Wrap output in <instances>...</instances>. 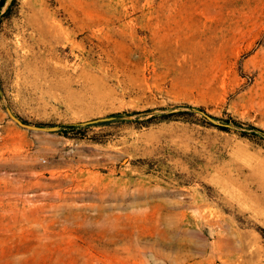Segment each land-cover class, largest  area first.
<instances>
[{
    "label": "rangeland",
    "instance_id": "1",
    "mask_svg": "<svg viewBox=\"0 0 264 264\" xmlns=\"http://www.w3.org/2000/svg\"><path fill=\"white\" fill-rule=\"evenodd\" d=\"M184 102L204 110L150 116ZM7 110L123 113L72 139ZM249 123L264 130V0H13L0 264H264V134Z\"/></svg>",
    "mask_w": 264,
    "mask_h": 264
},
{
    "label": "trees",
    "instance_id": "2",
    "mask_svg": "<svg viewBox=\"0 0 264 264\" xmlns=\"http://www.w3.org/2000/svg\"><path fill=\"white\" fill-rule=\"evenodd\" d=\"M5 0H0V6L3 4ZM13 2V0H9L7 6L5 7V9L2 11V13L0 15H6L8 13V10L11 6V3ZM174 108H170L167 112H159V113H154L150 116H157V120H168L170 118H175L178 117L176 116L177 114L180 113H184V112H191V111H197V110H204V108L200 105H190L188 103H176L173 104ZM178 107H184V108H178ZM150 109H146L144 111H148ZM138 112L137 110H132L130 111V113H135ZM123 111H114V112H110L108 114L109 118L106 119H102V120H97V121H93V122H82V121H71V122H58V123H50V122H43V121H37L35 122L38 125H47V126H55L56 128L54 129L58 134H61L65 137L68 138H72V139H80V138H84L85 137V130L91 126V125H95V124H109L114 120L119 119L118 117L120 116V114H122ZM122 119V118H121ZM24 121H27L25 119H23ZM224 120H227L226 118ZM208 121V120H207ZM228 121V120H227ZM209 122V121H208ZM232 122H235V120H232ZM221 127L225 128V126ZM248 128H251L252 130H257L260 133L264 134V130L254 126L253 124L249 123ZM92 140H100L99 138L93 137L91 138Z\"/></svg>",
    "mask_w": 264,
    "mask_h": 264
},
{
    "label": "water",
    "instance_id": "3",
    "mask_svg": "<svg viewBox=\"0 0 264 264\" xmlns=\"http://www.w3.org/2000/svg\"><path fill=\"white\" fill-rule=\"evenodd\" d=\"M7 111H8V114L10 115V117L12 119H14L15 122L18 123V124H20L21 126H24V127L30 128V129H34V130H41V129H44V128L53 129V127H54V126L44 127L42 125H38V124H35V123L25 122L24 120H21L20 118H18L16 116H14L13 114H11L9 110H7ZM206 116L209 117V115H206ZM108 117L109 116L90 118V119L84 120L82 122H93V121H97V120L106 119Z\"/></svg>",
    "mask_w": 264,
    "mask_h": 264
}]
</instances>
